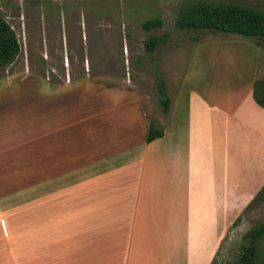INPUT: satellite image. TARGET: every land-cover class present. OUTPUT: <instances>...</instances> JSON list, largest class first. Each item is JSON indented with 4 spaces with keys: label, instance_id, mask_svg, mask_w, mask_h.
Wrapping results in <instances>:
<instances>
[{
    "label": "crops",
    "instance_id": "0c3cea01",
    "mask_svg": "<svg viewBox=\"0 0 264 264\" xmlns=\"http://www.w3.org/2000/svg\"><path fill=\"white\" fill-rule=\"evenodd\" d=\"M254 83L180 85L151 143L131 92L24 87L0 105V264H212L264 188Z\"/></svg>",
    "mask_w": 264,
    "mask_h": 264
},
{
    "label": "rangeland",
    "instance_id": "374dc122",
    "mask_svg": "<svg viewBox=\"0 0 264 264\" xmlns=\"http://www.w3.org/2000/svg\"><path fill=\"white\" fill-rule=\"evenodd\" d=\"M196 2L238 3L264 12V0H0V16L22 46L15 63L0 68V105L19 102L24 87H114L133 93L151 123L162 129L155 69L163 74L169 96L180 85L231 88L249 75L264 80L262 40L211 32L193 40L195 34L177 29L180 9ZM157 18L163 27L145 31L143 23ZM164 33L167 42L148 53L149 37ZM263 221L264 195L230 229L215 264H237L245 234ZM259 245L255 263L264 264V238Z\"/></svg>",
    "mask_w": 264,
    "mask_h": 264
},
{
    "label": "trees",
    "instance_id": "16d2710c",
    "mask_svg": "<svg viewBox=\"0 0 264 264\" xmlns=\"http://www.w3.org/2000/svg\"><path fill=\"white\" fill-rule=\"evenodd\" d=\"M162 19H151L143 23L145 31H152L163 27ZM176 27L179 31L187 34H195L193 40H198L201 34L224 33L241 35L246 38H258L264 43V12L247 5L225 2H196L188 4L180 9L176 20ZM168 33L162 36H151L146 41V50L152 54L156 52L163 43L167 42ZM22 52V46L17 32L10 23L0 16V68H6L15 63ZM156 86L160 95V104L163 113L167 115L170 111L172 100L168 95L166 81L160 70H154ZM254 99L257 104L264 108V80H256L254 83ZM164 133L151 123L147 142L163 137ZM264 195V188L247 207L250 210ZM245 211V212H246ZM242 220L237 219L235 226ZM264 238V221L258 223L249 230L245 236V244L237 264H256L260 257L259 244ZM215 259L212 264H215Z\"/></svg>",
    "mask_w": 264,
    "mask_h": 264
}]
</instances>
